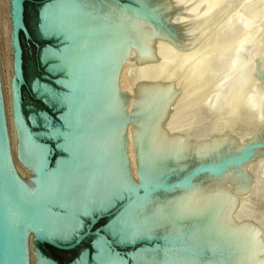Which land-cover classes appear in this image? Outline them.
<instances>
[{
  "label": "bare ground",
  "instance_id": "obj_1",
  "mask_svg": "<svg viewBox=\"0 0 264 264\" xmlns=\"http://www.w3.org/2000/svg\"><path fill=\"white\" fill-rule=\"evenodd\" d=\"M152 1H153L152 4L148 7L149 11L151 10L154 13H157L160 15L162 14L161 18L165 22H167L168 25H170V27L173 30L172 33H169L165 29L161 28L159 25L156 24V22L151 21L149 19H146L144 17H141L139 15H136L132 12H129L128 10H125L121 6H118V5H116L110 1H108V2H106V1L95 2L94 0H72L71 2L62 6L53 18L52 31H53L54 38H59L61 41L64 42L63 45H65V47H63L60 51H58L59 71L63 72L65 74V78L58 80L57 83L68 90V93H65V94H58V93L53 92V95H52V98L50 101V102H54L56 104H61V105L63 104L66 107V111L64 112L63 116H61V119L68 128V130L64 133L58 132L56 129H53L50 132V137L52 139H55L57 137H62L63 141L60 142L57 146L59 149H62L63 151L67 152V154H68V158L57 160V181H56L55 205H58L64 209H66V211L72 216L70 219L66 220L65 223H60V221H58V220L54 221L53 234H55V236L58 238H61L63 235H70V234L74 233L75 230H77V228L79 227V223L76 221V218L78 216H85L86 217L92 212L106 209L108 206L111 205L113 200L119 199L120 193H122V191L124 190V182H125L124 156L125 155L129 159L130 165H133V163L135 162V156H136L139 164L141 166H143V168L146 170V172L150 173V172H157V171L163 172L169 168L168 166L171 163H175L178 165H184L189 161H198L201 159L203 160L205 158V156L215 157V159L217 158L216 160H218L221 157L220 152H223V150L225 151L224 154L231 153V152L233 153V151H239L238 147H237V149H234V150H232V148H236V147L228 148L227 145H229V147H230V143L226 144L225 142H223L224 143L223 146L214 144L215 147L222 146L221 147L222 150H220L221 148L217 147L215 149H218V150L214 151V146L212 145L213 147H209L208 149L206 148L207 149L206 152L203 150L202 153H199V154L196 153V152H198V150H191L189 153L188 150H185L186 146L183 148V145H181V144H180V146H178L176 144H168L167 143L169 146H172V145L173 146L172 147L168 146L169 148H165L163 146V144L166 143V142H164V138H163L164 132H161V130L160 131L157 130V131L161 133L160 135L162 136V138H160L159 134H157L158 137H154L155 136L154 135L153 136L154 139H151L152 134L156 131L155 128L157 127V124L158 125L160 124L159 126H162L161 121L165 120L164 116H166L168 114V113L165 114V112L163 110L167 109L170 106V103L172 104V102H170V101L173 100L174 97H178L177 95L180 94L179 90H177L178 94L174 93L176 96L174 95L172 97L173 99L170 98L171 100L169 101V103H166L169 99L164 100V98H163L169 94V93L165 92L167 94H164L165 96L161 97L164 101L161 99L159 101V99H158V102H160V103L152 104L151 102L154 101L153 99H155V97L151 98L153 101L150 100L148 97L155 96L154 95L155 92H158L157 93L158 96H161L163 94L162 93L163 91H160V90L157 91V89L153 87L154 89H156L155 92H153L154 89H151V91L153 93H151V92L150 93L153 95H151L150 93H148V94L144 93L145 97L148 96L146 101H150V104H152V105H150L149 109L146 110V108H136L134 103H133L134 107H131L132 106L131 102H132L133 98L130 97V101H129V98H128L129 95L127 96L126 93L124 94L125 91L123 90L122 82H121V77H122L121 75H122V70H123V65H124L125 60L127 61V58H129L130 53L132 51H134L135 53L138 52L140 58H142L141 63L144 60H147L150 63V59H146L147 55H142V53H141L142 52V46L143 45L148 46V47L150 46V48H151L152 46H154V44L149 45L151 40L146 41L147 43H143L144 33H147V32L152 33V30L157 29V32L155 31L154 33L157 36H159V38L164 37L165 33L170 34L174 37H177V35H176L177 33L180 34V31L177 28V23L175 24L173 22V20L176 18H172V20H169L170 18L168 19V17L170 16V14L172 12H176V11H174V9H175L174 5L172 7L166 8L167 6L165 5L164 0H152ZM165 1H166V3H168L167 0H165ZM169 6H171V5L169 4ZM175 10H177V9H175ZM172 17H174V16H172ZM151 26H154L155 29L151 30V28H152ZM10 27H11V22H10ZM146 27H148V28L150 27V29L147 30ZM147 35H149V33ZM152 36L153 35H151L150 38L152 40H154L152 38ZM145 39H147V37ZM157 41H159V39H157ZM175 42H176V40H175ZM152 43H154V42H152ZM161 43H163L162 39H161V42L158 43V45H162ZM146 44H148V45H146ZM240 46H242L241 41H240ZM158 47H161V46H158ZM234 47H237V44ZM241 48H244V46H242ZM241 48L239 47L238 50L239 49L241 50ZM235 49H234L235 51H238L237 48H235ZM158 50H160V49H158ZM160 51H162V50H160ZM229 51H232L234 53L233 48ZM243 51L242 52L238 51V52L241 55L243 53ZM228 53H231V52H228ZM228 53H226L228 55V56L225 55L226 57L235 56L237 54V52L235 55H232L233 53H231V54H228ZM10 54L12 55V52H10ZM150 54H152V52ZM180 54H182V52ZM180 54H179V56H181ZM152 55L154 56V59H155V55L154 54H152ZM161 55L162 54H160L159 56H161ZM189 55H191V54H189ZM229 55H231V56H229ZM144 56H146V57H144ZM174 56H176V55H174ZM239 57H232V58L234 59V61L235 60L239 61L238 63L235 61V63L238 65L237 67L240 69L241 66L239 67V64H241L243 66V64H245V63L244 62L241 63L242 61L239 60ZM148 58H150V57L148 56ZM163 58H165V57H163ZM175 58H177V57H175ZM218 58H214V59L216 60ZM225 59L223 60L222 58H219L216 61L219 62V61L223 60V62H224V61H226ZM227 59H229V58H227ZM151 60H152V58H151ZM165 60H166V58H165ZM171 60H173V59H171ZM180 60L181 59H179V61ZM215 60H213V64H211L212 66H217L216 64L214 65ZM154 61L155 60H153L151 62L155 63L154 65H156L157 59H156V62H154ZM231 61H233V60H231ZM163 62L168 63L165 61H163ZM163 62L160 63V61H159V63H157V64H159V65L162 64V66H163ZM177 62L178 61H176L175 63H177ZM223 62H221V63H223ZM227 62L229 64L228 60H227ZM245 62H247V61H245ZM149 63H148V65H151V63L150 64ZM201 63L203 64L204 62L202 61ZM235 63H233V64H235ZM168 65H167V67L163 66L164 68H162V70H166L165 73H167V70H168V73H172V74H176V75L180 74V73H174V71H173V69H175L177 67L176 64H175V66H172V64L169 65V66H171V68ZM189 65H191V64H188V66H185V65H182V66L185 68L186 67L189 68ZM199 65H196L197 68H201L200 67L201 65L200 66ZM152 66H153V64L151 65V68H152ZM165 66H166V64H165ZM203 66H205V64ZM212 66H211V68H212ZM224 66H226L225 63H224ZM11 67H12V64H11ZM168 67H169V69H166ZM195 67H193V69H197ZM207 67L206 66L203 67L202 68L203 71L205 69L207 72H209L208 70H210V68H207ZM226 67H228V66H226ZM226 67H224V68H226ZM247 67H248V65H247ZM182 68H181V70H182ZM185 68H184V70H185ZM152 69H156L155 66ZM170 69L173 72H171ZM214 69L215 68H213L212 71ZM217 69H223V65H221V67L217 68ZM181 70H178V71H181ZM184 70H182V71L184 72ZM245 70H246V68L241 70V72L245 74V72L247 71V70L246 71ZM186 71L189 72L188 69ZM160 72H162V71L160 70ZM193 72H195L194 73L195 76L198 74L197 71H193ZM207 72L206 73L203 72V73L207 74ZM185 73L186 72H184V76L186 77L187 73H186V75H185ZM203 73H202V75L199 74V77L197 76L198 78H192L191 82L193 81V82H195V84H197L198 80H202L205 83V79H203V78H205V77L210 78L211 76H205V74H203ZM172 74H170V75H172ZM188 74H190V73H188ZM166 75H167V77H169L168 74H166ZM190 75L192 77L194 76L192 74H190ZM208 75H211V74H208ZM163 76H165V75H163ZM182 76L183 75L181 74V78H182ZM184 76H183V78H184ZM201 77H203V78H201ZM231 77H233V76H231ZM177 78L181 79L179 77H177ZM230 78L227 77L226 80L230 79ZM165 79H166L165 81L160 80V82L165 83L168 80L166 78V76H165ZM178 79H177V81H178ZM195 79H196V81H195ZM152 80H154V79L152 78ZM210 80H211V78H210ZM146 81H148V78ZM156 81H158V80H156ZM169 81H171V80L169 79L167 82L169 83ZM202 81H200L201 83H199V86H201L200 84H202L201 87H203V84H204ZM208 81H209V79L207 80V82ZM227 81H231V80H227ZM232 81H235V80H232ZM8 82H9L8 83L9 98L11 100V107H12V89H11L12 74L9 77ZM150 83H153V82L150 81ZM154 83H158V85L161 86L159 81L154 82ZM171 83H172V81H171ZM173 84H175V83H173ZM162 85L163 86H161V88L165 87L163 83H162ZM165 85L167 88V86L169 84H165ZM180 86H182V85L178 84V87H180ZM155 87H156V85H155ZM168 87L170 88V86H168ZM195 87H198V86H195ZM238 87H239V85H238ZM149 88H150V86H149ZM149 88H147V89L150 90ZM218 88H219V86H218ZM218 88H215L216 92L213 91L214 93H217L215 95H219L220 93H221L220 95H225V93H226V92H224V91H226L225 87L223 86L221 88L222 90H224L223 92H221L222 90H219ZM158 89H159V87H158ZM172 89H174V88L172 87ZM178 89H181V88H178ZM165 90L166 91L168 90V92H169L168 88ZM195 90H198V89H195ZM195 90H193V91H195ZM200 92H202V91H200ZM213 92H210V93H213ZM194 93H195V95L198 94L196 92H194ZM171 94H172V92H171ZM171 94H169V95H171ZM202 94L204 95V92ZM236 94L237 93H234V92L232 93V95H236ZM149 95H151V96H149ZM199 96H201V95H199ZM217 97L220 98L221 96H217ZM231 97H229V98H231ZM237 97H240V96H236L234 98H237ZM166 98H169V96L165 97V99ZM214 98H216V97H214ZM136 99H139V98H136ZM142 99H144V98H140L139 100H142ZM241 99H243V98H241ZM126 100H127V104H126ZM176 100H173V102H175ZM219 100L222 101V99H219ZM233 100L234 99H232V100L229 99V102H231V101L235 102ZM239 101H241V100H239ZM248 101H250V100H248ZM129 102H130V104H129ZM137 102H139V101H137ZM217 103H219V102L217 101ZM244 103H247V102L245 101ZM213 104H214V102H213ZM227 104L228 103L226 102V105ZM229 104H231V103H229ZM236 104H238V102H236ZM257 104H259V103L257 102ZM166 105L167 106L169 105V106L167 107ZM223 105H225V103ZM244 105H245V109H248L246 106L247 105L249 106L250 102L247 104H244ZM244 105H243V108H244ZM165 106L167 108L164 109ZM228 106H230V105H228ZM255 106H256V104H255ZM255 106H253V105L250 106L253 109H251L249 107L248 113L250 111L255 110L254 109ZM231 108H232V106H230V107H228V109L227 108L226 109L228 111H230ZM170 110H171V108H170ZM256 110H258V109H256ZM172 111H173V113H178L179 107H177V110L172 109ZM162 112H164V116H162ZM169 113L171 114V112H169ZM219 113H221V112H219ZM251 113H254V112H251ZM170 114L167 116H170ZM175 115H177V114H175ZM253 115L258 116L259 113L253 114ZM174 116L171 119H175ZM217 116H218V114H217ZM12 117H13V115H12ZM217 118H220V116L216 117V119ZM166 120L168 121V119H166ZM171 123L173 126H176V124H177V123L174 124L173 121H171ZM178 123H180V122H178ZM182 123L183 122H181V124ZM163 124H165V122ZM168 125H170V124H167V126H163V127H171V128H173L172 130H174V127H172L171 125L170 126H168ZM179 125L180 124H178L177 126H179ZM192 125H194V124H192ZM177 126L175 128H177ZM195 126L199 127V125H196V124H195ZM130 127L133 128V130H131L132 131L131 136L129 135V128ZM179 127H182V126H179ZM201 127L202 126H200V128ZM189 128H191V127H189ZM183 129H184V127H183ZM196 129H194V131ZM163 131H165V130H163ZM222 131H225L226 134H229V132H226V131H230V130H222ZM169 132H171V131H168V134H169ZM176 132H178V131L173 132V133H175V135H172L173 133L171 135L169 134V137L170 138L172 136H175V137L179 136L180 137V135L176 136L177 135ZM179 132H181V131H179ZM190 133H191V131H190ZM220 133L222 134L221 138H216V139H218V140L221 139L222 141H226V140L222 139L224 136L223 133L222 132H220ZM220 133H218L219 136H220ZM168 134H166V136ZM218 135H216L214 137H219ZM136 136H139L137 143L136 144L134 142L131 143V140H134ZM183 136H185V135H183ZM189 136H196V135L192 134ZM197 136H199V135L197 134ZM186 139H189V138H186ZM228 139H230V137ZM192 140H194V139L192 138ZM199 140L201 143V141H202L201 139H198L196 141H199ZM166 141H168V139H166ZM182 141H184V140H182ZM210 141H213V139ZM232 141L230 140L228 142H232ZM157 142H159V143H157ZM161 142H164V143L162 144ZM188 142H190V141H188ZM204 142L206 143V141H204ZM234 142L235 141H233L232 146L235 145ZM174 143H177V142H174ZM213 143H211V144H213ZM218 143H221V142H218ZM205 145H207V144H205ZM224 145H226V146H224ZM196 146L197 145H195V147ZM191 147H193V146H191ZM131 148H133V163L131 162V158H130V153H131L130 149ZM192 149H194V147ZM203 149H205V148H203ZM11 150L12 149L10 146L9 154L11 153ZM200 150H202V149H200ZM15 153H16V151H15ZM251 157L252 156L248 157L247 160L243 164H241L242 165L241 168H243V165H245L248 162L249 158H251ZM251 160L252 161L248 162V164H246L245 168L243 169L247 175L249 173H253V171L257 168V166H256L257 158L254 157ZM17 162H14V167L17 169V171H18L21 179L23 180V182L27 184V187L29 189H32V187H33L32 181L30 183L27 181V179H31L30 176L28 175L25 168L21 165L19 160H17ZM228 170L229 169H226V171L220 177H218L216 179L225 177L226 175H224V174ZM232 171L233 170H231V172ZM231 172H229V173L227 172V174H231ZM233 172L235 174V171H233ZM245 172L242 173L243 176H244ZM238 175L240 176L239 173H238ZM238 175H235V176L237 177ZM254 175L252 174V176H254ZM252 176L250 174L248 175V177L244 176L245 181H243V182L246 183V181L250 180L249 182L251 183L252 182L251 179H247V178H249V177L251 178ZM205 177H207V176H202V177L195 179L192 182V184L184 190L173 192V193H171V194H169L163 198H160L157 202H154V201L151 202L149 204V206H147L146 210H144L143 208H140V206H135V207H133V209H130V210H127L126 212L121 213L116 218V220H113L112 222H110L104 228V230L110 235V237L113 239V241L116 245H124V244L128 243L131 236L132 237L135 236V233L137 231H140V229H144V228L149 229L153 226H155V227L161 226V227H165L168 230H170V229L174 230L175 228H177L179 226L180 223H183L184 221L191 220V221H195L197 223V227H195L194 230H192V232H193L192 236L193 237H195V238L205 237L211 241H214L216 244L220 242V244L227 246L228 248H230L232 251L235 252V257L230 262L231 264H263L264 259L262 260V258H264V256H262V254L264 255V248L262 249L263 250L262 252H261V250H259V249H261V248H259V246H262V247L264 246L263 245L264 243L262 244V240H261V242H259L261 238L263 239V237L259 236V237H261L259 239V237L257 236V234L261 233V232L248 231L249 233L252 232V234H253V235L248 236L247 230H244L245 232H247V234H246L247 237H246L243 234L244 231L241 230V229H246V227L240 229V227L237 228V226H239V224H237V226L232 224L233 227H230V225H228V222L231 220V218L234 219V214H236L238 212H243V209L248 210L249 208L252 207L250 202H248V203L250 204L251 207L248 206L247 207L248 209L242 208V210H238L237 209L238 206L236 204L235 206H236V209L238 210V211H236L235 207L232 206L233 204L227 205V204H224L221 199H217V198L212 199V198H210V196H212V195H209V196L206 195V198L208 196L209 199H206L205 196H204V198L200 199V196L204 195L203 192H202V194L200 193L201 195H199V192H201L200 190H202V186L205 183ZM231 177H233V175ZM236 177H234L236 179L235 183L238 181L241 182V179H240L241 177L238 178L240 180H238ZM226 178H229V175ZM234 178H232L231 181H233ZM225 179L224 180H218V182L219 181H225ZM212 181H214V180H212ZM231 181H229L231 184V187L236 186V185H232ZM208 182H211V181H208ZM215 182L213 184H215ZM226 183H228V181ZM245 183H243V184H245ZM248 183H246L245 185H247ZM216 184L219 185L220 183H216ZM216 184H215V186H216ZM228 185H229V183H228ZM228 185L224 186L222 184V188L226 187ZM245 185H244V188H245ZM240 186H242V185H240ZM237 187L239 188L238 185H237ZM207 188H209V187H207ZM229 188L230 187H227L226 189H229ZM244 188H243V190L246 193L247 190ZM247 188H249L248 185H247ZM232 189H234V188H232ZM239 191H241V188L239 189ZM249 192H250L249 194L252 195V193H251L252 190ZM209 193H211V192H209ZM205 194H207V191ZM211 194H213V193H211ZM239 194H242V193H239ZM221 196L225 197V193H224V195L221 194L220 198H221ZM245 196H248V193ZM230 198H231V196H230ZM235 198H236V196H233L232 199L235 200ZM249 198H250V196H249ZM253 198H254V196H253ZM246 199L247 198H245L243 200L239 199V201L240 200L245 201ZM236 200L234 201V203L238 202V200L237 201ZM253 200H251V201H253ZM230 201H232V200H230ZM248 201H249V199H248ZM254 202H252V203H254ZM229 203H231V202H229ZM239 204L242 205L241 202H238V205ZM235 211H236V213H234ZM251 212L252 211H250V213H249L250 216H252V214H253V213L251 214ZM246 214L248 215V212H246ZM246 216H244V217H246ZM262 216H264V213ZM237 217L239 218V220L242 221V219L240 218L241 216H236V215H235L234 220L238 219ZM255 219H256V217H255ZM263 219L264 218H262V221H264ZM251 220L252 219H250V221ZM244 222H245V220H244ZM244 222H240V224H242ZM237 223H239V222H237ZM246 223H248V222H246ZM225 224H227V226H224ZM244 225H246V224H244ZM244 225H243V227H244ZM260 226H262V225H260ZM259 229H261V228H259ZM61 234H62V236H61ZM260 235H263V234H260ZM250 240L255 242L254 244H256V245L259 243L260 244L257 246H254V245L251 246ZM256 240H257V242H256ZM93 247L95 249V254L93 257L94 264H119V261L116 258H113L111 256L109 257L106 254V251L104 250L102 243L100 242L99 239H95V241L93 242ZM257 247H258V249H257ZM131 258H132L133 264H141V262H144V261L154 262L157 259V256L155 254H149V255L148 254H145V255L136 254V255H131ZM191 261L192 260L188 259V257H177V259L175 261H172V262L164 261L163 264H186L187 262H191ZM261 261H262V263H261ZM78 264H83V263H78ZM212 264H221V263L218 261V262L212 263Z\"/></svg>",
  "mask_w": 264,
  "mask_h": 264
},
{
  "label": "water",
  "instance_id": "obj_2",
  "mask_svg": "<svg viewBox=\"0 0 264 264\" xmlns=\"http://www.w3.org/2000/svg\"><path fill=\"white\" fill-rule=\"evenodd\" d=\"M72 0H10L12 50V115L16 139L17 158L32 179L29 189L17 169L10 162L0 101V264H56L53 249L69 252L87 239L85 248L68 264H94L93 242L99 239L106 254L116 258L119 264H133L131 255L155 254L154 262L163 264L177 257L192 260L186 264H231L235 252L227 246L205 237L192 236L197 223L184 221L177 228L153 226L140 229L128 243L116 245L104 228L123 212L140 206L146 210L151 202H157L173 192L188 188L202 176L220 177L226 169L234 170L251 156L252 146L241 147L237 153L220 152L218 160L207 157L189 161L184 165L169 164L163 172H146L135 156L130 165L124 156L125 182L119 199L106 209L78 216L76 221L86 226L75 230L72 238L62 242L53 234L54 221L65 223L72 216L66 209L55 205L57 160L68 158L67 152L58 148L62 137L52 139L50 132L68 130L61 119L66 107L50 102L53 92L68 93L57 83L65 74L59 71V55L64 42L54 38L52 21L58 10ZM110 1L125 10L156 22L169 33L173 30L160 14L149 11L152 0H94ZM59 155V156H56ZM134 169L136 183L132 180ZM105 220L102 227L94 228ZM132 235V234H131ZM218 260V261H217Z\"/></svg>",
  "mask_w": 264,
  "mask_h": 264
},
{
  "label": "rangeland",
  "instance_id": "obj_3",
  "mask_svg": "<svg viewBox=\"0 0 264 264\" xmlns=\"http://www.w3.org/2000/svg\"><path fill=\"white\" fill-rule=\"evenodd\" d=\"M167 1H168V3H166V1L164 0L165 5L167 6L166 8L172 7L174 5V8L177 9V10L174 9V11H176V12H172L170 14L171 17L169 16L168 19L170 18L169 20H172V18H176L173 20V22L175 24L177 23V28L179 29L180 34L177 33L176 34L177 37H174L170 34L165 33L164 37L159 38V36H157L154 33L155 31L157 32V29H155L154 26H151L152 27L151 30L155 29V30H152V33H150V32L144 33L143 43H147L146 41L151 40L150 44L149 43L148 44L149 45L154 44V46L155 45L156 46L155 47L152 46L153 48L152 47L150 48V46L148 47V46L143 45L141 53H142V55H147L146 59H150L151 65L153 64L152 68L155 66L156 69H152L151 65H148L149 61H147V60H144L141 63L142 58H140L138 52L135 53L134 51H132L130 53L129 58H127V61L125 60V62H124L122 75H121L122 76L121 77L122 87H123V90L125 91L124 94L126 93L127 96L129 95L128 96L129 101H130V97L133 98L132 102H131V105H132L131 107H134L133 106V103H134L136 108H146V110H147L150 108V105H152L154 103L155 104L160 103V102H158V99H159V101H160V99L163 100L161 97L165 96L164 94H167V93L171 94V92H172L171 95L168 94L165 96V97L169 96V98L165 99V97H163L164 100L169 99L166 102V103H169V101L171 99H173L172 97L175 94H178L177 90H179L180 94L177 95L178 97H174V99H173V100H176V99L177 100L175 102H173V100L170 101V102H172V104L170 103L171 107L169 105H168L169 107L166 105L168 108L166 106L164 107V109L165 108H167V109H165L163 111L165 112V114L168 113L167 115H169L170 114L169 112H171L170 116H167V115L164 116V112H162V116L165 117V118L164 117L163 118L165 120L168 119L169 122L167 120L166 121L163 120L165 122V124H163L164 122L161 121L162 126H159L160 124L159 125L157 124V127L155 128L156 131L161 130V132H164L165 137L163 136V138H164V142H166V143H164V142H161V143L162 144L164 143L163 146L165 148H169V147L173 146V145L169 146L168 144H176L178 146H180V144H181V145H183V148L186 146L185 150H188L189 153L191 150H198V152H196V153L199 154V153H202L203 150L206 152L209 147H213V146H214V151H216L218 149H215V148H217L218 146L215 147V145H222L223 146V144H224L223 142H225L226 144L230 143V147H229V145H227L228 148L236 147V148H232V150L237 149V147L239 150L241 147L252 146V149L250 151L252 153L251 154L252 157L249 158L248 162H251L252 161L251 159L256 157L257 158V161H256L257 168L256 169L254 168L255 172L253 171V173H249L251 176H252V174L253 175L255 174L254 176H252L253 178L252 177L247 178V179H251V181H252L251 183L249 182L250 180L246 181V183L249 182L247 184L249 188H247V185H245L246 183L243 182V181H245L244 176L248 177V175H249V174L247 175L246 172L243 170L245 168V165L248 164V162H247L245 165H243V168H241L242 165L238 166V168L236 170H234L232 167L228 168L229 169L227 171L228 173L231 172V170H233V171H235V174L233 171L231 172V174H227V172H226L224 174L226 176L223 177L224 176L223 175L222 176L223 178H219V179H216V178L211 179L208 176L205 177V183L202 186V190H200L201 192H199V195H201L202 192L204 193V195L200 196V199L204 198V196L206 198V195H208V196L212 195V196H210V198L221 199L222 202L224 204H227V205L233 204L232 206H234L235 209H236L235 205L237 204L238 210H242V208H247L248 206L249 207L252 206L249 209L247 208L248 210L243 209V212H238V213H236V211H238L236 209V211L234 212L236 214L233 213L234 219H235V215L241 216L240 218L242 219V221L239 220L238 217H237L238 219H236V220L231 218V220L229 221L230 223L228 222V225H230V227H233L232 224H234L235 226H237V224H239V226H237V228L240 227V229H241V228L246 227V229H241L243 231L247 230V232L248 231L261 232V233H258L257 236L258 237L261 236L264 239V221H262V218H264V216H262L264 213V0H167ZM169 4L171 6H169ZM172 16H174V17H172ZM10 22H11L10 21V0H0V101H1V110H2V115H3V124H4V131H5L8 155L10 158V162L14 165V162H17L18 158H17V150H16V139H15L14 125L12 122L13 117H12V109H11L12 108L11 107V100L9 98V91H8V83H9L8 79L12 74V67H11L12 55L10 54V52H12V50L10 48V36H11ZM146 29L149 30L150 27L149 28L146 27ZM148 33H149V35H147ZM151 35H153L152 38L154 40H152L150 38ZM145 36L147 37V39H145L146 38ZM157 39H159V41H157ZM161 39H162L163 43H161L162 45H158V43L161 42ZM175 40H176V42H175ZM240 41H241L242 46H244V48H241L242 46H240ZM152 42H154V43H152ZM148 44H146V45H148ZM236 44H237V47H234V46H236ZM158 46H161V47H158ZM239 47L241 48V50L240 49L238 50ZM232 48H233L234 53L232 51H229ZM235 48H237L238 51H241V52L243 50L244 51L240 55L238 51H235L236 50ZM158 49H160L162 51H160ZM151 52H152V54L155 55V59H154V56L152 54H150ZM181 52H182V54H180ZM228 52L233 53L232 55H235L237 52V54H236L237 56L236 55L235 56L229 55L231 57H226L225 55H227L226 53H228ZM178 53L181 56H179ZM231 53H228V54H231ZM160 54H162L161 55L162 57L159 56ZM189 54H191V55H189ZM174 55H176V56H174ZM148 56L150 58H148ZM144 57H146V56H144ZM163 57H165L166 60ZM175 57H177V58H175ZM218 57L222 58L223 60L226 58L225 59L226 61L223 62V60H222V61L218 62V61H216L219 59ZM232 57H239V60L242 61L241 63L244 62L245 64H243V66L241 64H239V67L241 66L239 69L237 67L238 65L235 63V61L237 63L239 61H237V60L234 61V59ZM151 58H152V60H151ZM214 58H218V59L215 60ZM227 58H229V59H227ZM156 59H157V63H159V61H160V63L163 61L168 62V63L163 62L164 67H167L168 64L169 65L172 64V66H175V64H176L177 67L175 69H173V71H174V73H180V74L176 75V74L168 73V70H167V73H165L166 70H162V68H164L162 66V64L159 65L156 63V65H154L155 63L151 62L153 60H155L154 62H156ZM171 59H173V60H171ZM179 59H181L180 60L181 62L179 61ZM213 60H215L214 65L215 64L217 66L219 65L218 67L211 65V64H213ZM227 60L229 61V64H228ZM231 60H233L234 62ZM176 61H178V62L175 63ZM202 61L204 62L203 64L201 63ZM245 61H247V62H245ZM221 62H223V63H221ZM198 63L200 65L201 64L202 65L200 66ZM224 63L228 67L224 66ZM233 63H235V64H233ZM165 64H166V66H165ZM188 64H191V65H189V68L186 67L189 70V72H187L186 71L187 69L182 66V65L188 66ZM204 64L206 67L208 66L207 68H210V70H208L209 72H207L205 69L203 71L202 68L205 67V66H203ZM220 64L223 65V69H217V68L221 67ZM196 65H199L201 68H197ZM247 65L249 68L247 67ZM211 66H212V68H211ZM169 67L171 68V66H169ZM169 67L166 69H169ZM193 67H195L197 69H193ZM224 67H226V68H224ZM181 68H182V70H184V68H185L184 72L187 73V75L185 73L186 77L184 76V72L181 70ZM213 68H215V69L212 71ZM245 68L247 71L245 70L246 72L244 74L241 72V70H243ZM160 70L162 72H160ZM178 70H181V71H178ZM170 71H171V69H170ZM173 71H171V72H173ZM193 71H197L198 74L195 76V74H194L195 72H193ZM203 72H205V73L207 72V74H205ZM188 73L194 75L195 77L194 76L192 77ZM202 73L205 74V76H211L210 77L211 80L209 77L204 76L205 78H203V77H201V78L205 79V83L202 80H198L197 84H195V82H193V81L191 82L192 78H198L199 74L202 75ZM166 74H168L169 77H167ZM170 74H172V75H170ZM181 74L184 76V78L182 76L183 79L181 78ZM208 74H211V75H208ZM163 75H165L168 80L170 79L172 81V83H171V81H169V83H168L167 82L168 80L165 83L160 82V80H162V81L166 80L165 76H163ZM231 76H233V77H231ZM177 77H179L181 79H178ZM227 77H229V78L231 77L230 79H227V80H231V81H227L226 80ZM147 78H148V81H146ZM152 78L154 80H152ZM177 79H178V81H177ZM206 79L207 80L209 79V81L207 82ZM156 80L159 81L161 86H163L162 85V83H163L165 87L161 88V86H159L158 83H154V82H158ZM232 80H235V81H232ZM150 81H152L153 83H150ZM195 81H196V79H195ZM200 81H202L204 83L203 87H201L202 84H200L201 86H199V83H201ZM173 83H175V84H173ZM165 84H169L168 86H170V88L167 86V88L169 89V92H168V90L167 91L165 90V89H167ZM178 84L182 85V86L178 87ZM148 85L150 86V88ZM155 85H156V87H155ZM238 85H239V87H238ZM195 86H198V87H195ZM218 86H219V88H218ZM223 86L225 87L226 91L221 89ZM153 87L156 88L157 91H159V90L163 91L162 92L163 94L161 96H158V94H157L158 92H155L156 89H154ZM158 87H159V89H158ZM172 87L174 89H172ZM147 88H149L150 90H148ZM178 88H181V89H178ZM215 88L222 90L221 92H223V91L226 92L225 95H220L221 93L219 95H215V94H217V93H214V92H216ZM151 89H154L153 92H155V94H154L155 96H151V95H153V94H151V93H153L151 91ZM195 89H198L199 91L195 90ZM193 90H195V91H193ZM200 91H202V92H200ZM165 92H167V93H165ZM194 92H196L198 94L195 95ZM203 92H204V95L202 94ZM210 92H213V93H210ZM233 92L237 93V94L232 95ZM144 93H146V94L150 93L151 95H149V96H151V97H148V96L145 97ZM199 95H201V96H199ZM217 96H221V97L218 98ZM236 96H240V97L234 98ZM147 97L150 100H152L151 98L155 97V99H153L154 101L152 100L153 102H151L152 104H150V101H146ZM214 97H216V98H214ZM229 97L234 99L233 101H235V102H232V101L229 102V99L232 100ZM136 98H139V99L144 98V99L139 100ZM241 98H243V99H241ZM219 99H222L223 102ZM238 99L241 101H239ZM247 99L250 101H248ZM136 100L139 102H137ZM244 100L247 103L250 102V105L246 106L248 109L250 106H252V105L255 106V104H256V106L254 107L255 110L250 111L248 113V109H245V105H244L247 103H244L245 102ZM217 101L220 104L217 103ZM256 101L259 104H257ZM213 102H214V104H213ZM226 102L228 103L227 105H226ZM236 102H238V104H236ZM224 103H225V105H223ZM229 103H231L232 105ZM126 104H127V100H126ZM129 104H130V102H129ZM242 104L244 105V108H243ZM228 105L232 106L230 111L227 110L228 107H230ZM177 107H179V112L177 111L178 113H173L172 109L177 110ZM170 108H171V110H170ZM250 108L253 109L252 107H250ZM256 109H258V110H256ZM219 112H221V113H219ZM251 112H254V113H251ZM257 113H259L258 116L253 115V114H257ZM173 114L174 115L177 114V115L174 116ZM217 114H218V116H220V118L216 119V117H218ZM173 116L175 119H171V118H173ZM169 119L171 121H173L174 124L177 123L176 126L178 124H180L179 126H182V127L177 126V128H175L176 126H173ZM178 122H180V123H178ZM181 122H183V123L181 124ZM166 123L170 124L172 127H174V130H172L173 128H171V127H163V126H167ZM192 124H194V125H192ZM195 124L199 125V127H196ZM170 125H168V126H170ZM200 126H202V127L200 128ZM183 127H184V129H183ZM189 127H191V128H189ZM194 129H196V130L194 131ZM131 130H133L132 127L129 128V135L130 136L132 135ZM163 130H165V131H163ZM222 130H230V131H226V132H229V134H226L225 131H222ZM156 131L152 134L151 139H154V137H158L157 134H159V137L162 138V136L160 135L161 133L158 131L156 132ZM168 131H171V132H169L170 135L174 131H178V132H176V134H177L176 136L180 135V137L179 136L178 137L172 136L170 138ZM179 131H181V132H179ZM190 131H191V133H190ZM220 132H222L224 135L222 139L226 140V141H222L221 139H219V140L216 139V138H221L222 134ZM165 133L168 135L166 136ZM218 133H220V136L218 135ZM192 134H194L196 136H189ZM197 134L199 136H197ZM172 135H175V133H173ZM183 135H185V136H183ZM216 135H218L219 137H214ZM138 137L139 136H136L134 140H131V143L134 142L136 144ZM229 137H230V139H228ZM186 138H189V139H186ZM192 138L194 140H192ZM166 139H168V141H166ZM198 139L202 140L201 143H200V140L196 141ZM212 139H213V141H210ZM182 140H184V141H182ZM230 140L235 141L234 142L235 145L232 146L233 141L228 142ZM188 141H190V142H188ZM204 141H206V143ZM174 142H177L178 144L174 143ZM218 142H221V143H218ZM157 143H159V142H157ZM211 143H213V144H211ZM205 144H207V145H205ZM195 145H197V146L195 147ZM10 146H11V149L13 151L11 150V153L9 154ZM191 146H193L194 149H192L193 147H191ZM222 146H220L218 148H221ZM224 146H226V145H224ZM203 148H205V149H203ZM200 149H202V150H200ZM220 150H222V148ZM15 151H16V153H15ZM130 152H131L130 153L131 162L133 163V148L130 149ZM237 152L238 151H233V153H237ZM56 156H59V155H56ZM131 172H132V180L136 183V177L134 176V173H133L134 172L133 167L131 169ZM243 172H245L244 176L242 174ZM238 173L240 174V176L238 175ZM228 175H229V178H226V177H228ZM232 175H233V177H231ZM235 175H238V176L236 177ZM234 177H236L237 179L241 177L240 178L241 182L238 181V182H236L237 183L236 184L235 183L236 179ZM232 178H234L233 181H231ZM224 179L226 182L228 181L229 185L225 181H219L218 182V180H224ZM240 179H238V180H240ZM212 180H214V181H212ZM27 181L30 183L32 180L27 179ZM208 181H211V182H208ZM229 181L232 182V185H236V186L231 187V184ZM214 182H215V184L220 183L219 184L220 186L218 184H216V186H215V184H213ZM243 183H245V184H243ZM222 184L224 186L225 185H228V186L222 188ZM25 185L27 186L26 183H25ZM237 185L239 186V188L237 187ZM240 185H242V186H240ZM244 185H245V188H244ZM207 187H209V188H207ZM227 187H230V188L226 189ZM232 188H234V189H232ZM240 188H241V191H239ZM243 188L247 190L246 193L243 190ZM251 190H252V192H251L252 195L249 194L250 193L249 191H251ZM206 191H207V194H205ZM209 192H211L213 194L215 192L216 193L213 195ZM238 192L242 193L243 195L239 194ZM224 193H225V197L221 196V198H220V195L221 194L224 195ZM247 193H248V196H245ZM232 195L236 196L235 200L237 199L238 202L242 203V205H240V204L238 205V202L234 203L235 200L232 199L233 198ZM208 196L206 199H209ZM230 196H231V198H230ZM249 196H250V198H249ZM253 196H254V198H253ZM245 198H247L246 199L247 201L246 200L242 201ZM239 199H242V200L239 201ZM248 199H249V201H248ZM230 200H232V201H230ZM251 200H253V201H251ZM229 202H231V203H229ZM248 202H250L251 206ZM252 202H254V203H252ZM250 211H252L251 214L252 213L254 214V215L252 214L253 217L250 216V214H249ZM246 212H248V215L246 214ZM244 216H246V217H244ZM255 217H256V219H255ZM250 219H252V220L250 221ZM244 220H245V222H244ZM105 222H106L105 220L99 221L94 228L102 227L105 224ZM237 222H239V223H237ZM240 222H244V223L240 224ZM246 222H248L249 224ZM86 224H87V222L84 221L83 223H81V225H79L77 230L80 227L82 230L86 226ZM244 224H246V225H244ZM243 225H244V227H243ZM260 225H262V226H260ZM224 226H227V224H225ZM259 228H261V229H259ZM247 232H245V231L243 232V234L246 237H247V235L248 236L253 235L252 232H250L251 234L249 232L247 234ZM74 234H76V233H72L70 235H63V236L61 234L62 242H67L68 240H70L72 238V236ZM260 234H263V235H260ZM261 237H259V239ZM263 239L261 238L259 241V242H261V240H262V244L264 243ZM86 241H87L86 243L88 244V243H90L91 239H87ZM256 242H257V240H256ZM254 243L255 242L250 240L251 246H253V245L257 246L260 244L259 243L256 245ZM85 247H88V246L84 245V247H81V248H85ZM259 248H261L259 250H261V252H262L263 251L262 249L264 248V246L263 247L259 246ZM257 249H258V247H257ZM80 251L78 250L71 255L70 254L67 255L63 252H59V251H56L53 249V257L56 258L58 261L64 262V261H67L68 257L71 256L70 258H72L75 255H78V252H80ZM262 256H264V255L262 254ZM263 259L264 258H262V260ZM261 263H262V261H261ZM263 264H264V262H263Z\"/></svg>",
  "mask_w": 264,
  "mask_h": 264
},
{
  "label": "flooded vegetation",
  "instance_id": "obj_4",
  "mask_svg": "<svg viewBox=\"0 0 264 264\" xmlns=\"http://www.w3.org/2000/svg\"><path fill=\"white\" fill-rule=\"evenodd\" d=\"M87 241H85L84 243H82L79 247H77L76 249H74V250H72V251H69V252H63V253H65V254H67V255H71V254H73L74 252H76V251H80V252H78V255L85 249V248H89V243L87 244L86 243ZM84 245H87L88 247H85V248H81V247H84ZM57 251V250H56ZM59 252H61V251H59ZM78 255H75L74 257H72V258H70V257H68L67 258V261H64V262H61V261H58L56 258H54L53 257V261L54 262H56V264H68L69 262H71L73 259H75V258H77L78 257Z\"/></svg>",
  "mask_w": 264,
  "mask_h": 264
}]
</instances>
